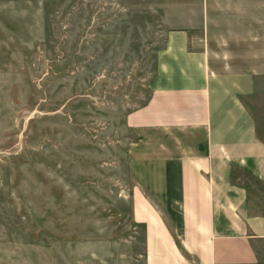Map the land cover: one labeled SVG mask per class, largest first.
<instances>
[{
    "label": "rangeland",
    "instance_id": "374dc122",
    "mask_svg": "<svg viewBox=\"0 0 264 264\" xmlns=\"http://www.w3.org/2000/svg\"><path fill=\"white\" fill-rule=\"evenodd\" d=\"M194 5L0 0V264H141L125 116L150 95L164 33L197 26ZM251 112L264 122V97Z\"/></svg>",
    "mask_w": 264,
    "mask_h": 264
},
{
    "label": "crops",
    "instance_id": "0c3cea01",
    "mask_svg": "<svg viewBox=\"0 0 264 264\" xmlns=\"http://www.w3.org/2000/svg\"><path fill=\"white\" fill-rule=\"evenodd\" d=\"M148 1H188L199 19L164 33L150 95L125 116L140 262L264 264V122L251 112L264 97V0H232L234 24L213 0Z\"/></svg>",
    "mask_w": 264,
    "mask_h": 264
}]
</instances>
